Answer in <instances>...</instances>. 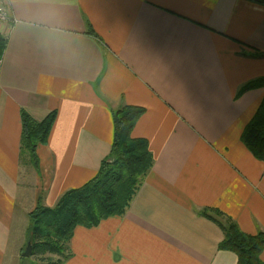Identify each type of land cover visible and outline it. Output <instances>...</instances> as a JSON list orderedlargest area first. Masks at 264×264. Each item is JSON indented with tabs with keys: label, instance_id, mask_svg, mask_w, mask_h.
<instances>
[{
	"label": "crops",
	"instance_id": "crops-1",
	"mask_svg": "<svg viewBox=\"0 0 264 264\" xmlns=\"http://www.w3.org/2000/svg\"><path fill=\"white\" fill-rule=\"evenodd\" d=\"M6 1L0 264L17 246L23 211L37 200L53 207L95 175L110 151L111 112L123 105L144 109L131 134L147 140L152 166L122 215L74 228L61 264H235L217 248L221 229L199 210L217 208L245 233L264 231V163L240 140L264 89L236 96L264 76V54L242 53H264V5ZM21 111L35 121L55 113L37 168L20 153Z\"/></svg>",
	"mask_w": 264,
	"mask_h": 264
},
{
	"label": "trees",
	"instance_id": "trees-1",
	"mask_svg": "<svg viewBox=\"0 0 264 264\" xmlns=\"http://www.w3.org/2000/svg\"><path fill=\"white\" fill-rule=\"evenodd\" d=\"M252 1L264 5V0ZM5 43V38L0 35V58ZM242 53L249 56L264 54L258 50ZM259 87L264 89V76L243 83L236 96ZM143 111L141 107L130 105L112 110L110 151L102 159L95 175L81 186L64 192L53 207H44L37 200L28 213L26 229V241L32 245L31 255L54 254L58 258L51 261L49 255L47 264H61L70 256L68 242L76 226L93 227L107 217L124 213L153 163L147 140L131 134ZM54 117L55 113L51 112L43 120L35 121L26 112L20 113V153L28 154L34 168H37L36 148L46 142ZM240 140L256 159L264 163V93L253 116L244 126ZM199 211L219 226L223 238L217 248L233 252L235 264H264L260 258L264 231L245 233L231 217L217 208L205 207Z\"/></svg>",
	"mask_w": 264,
	"mask_h": 264
},
{
	"label": "rangeland",
	"instance_id": "rangeland-1",
	"mask_svg": "<svg viewBox=\"0 0 264 264\" xmlns=\"http://www.w3.org/2000/svg\"><path fill=\"white\" fill-rule=\"evenodd\" d=\"M22 191H25L28 193L27 189H25L23 186H19ZM21 197L19 196V199ZM24 208L29 209L30 205H25L23 201L20 202ZM29 213V212H28ZM28 213L26 215V212L23 211L21 213L19 222H21V226H18V230L16 234L20 233L19 240L16 241L17 246L14 247V250L12 253H9L8 256L6 257L5 263L4 264H47L48 261L46 257H49L50 254H45V256L42 255H30L27 257L22 256V252L24 251L25 248V241H26V229L28 223H26L25 220L28 218ZM25 237V238H24ZM51 256V261L58 258L56 255L52 254ZM44 257V258H43Z\"/></svg>",
	"mask_w": 264,
	"mask_h": 264
},
{
	"label": "built area",
	"instance_id": "built-area-1",
	"mask_svg": "<svg viewBox=\"0 0 264 264\" xmlns=\"http://www.w3.org/2000/svg\"><path fill=\"white\" fill-rule=\"evenodd\" d=\"M13 22L10 6L6 0H0V23Z\"/></svg>",
	"mask_w": 264,
	"mask_h": 264
},
{
	"label": "water",
	"instance_id": "water-1",
	"mask_svg": "<svg viewBox=\"0 0 264 264\" xmlns=\"http://www.w3.org/2000/svg\"><path fill=\"white\" fill-rule=\"evenodd\" d=\"M31 252H32V245H31V242L28 240L26 241L24 251L22 252L21 255L24 257H27L31 255Z\"/></svg>",
	"mask_w": 264,
	"mask_h": 264
}]
</instances>
